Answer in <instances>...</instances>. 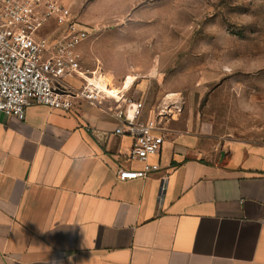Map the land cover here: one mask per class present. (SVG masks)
<instances>
[{"label": "crops", "instance_id": "obj_1", "mask_svg": "<svg viewBox=\"0 0 264 264\" xmlns=\"http://www.w3.org/2000/svg\"><path fill=\"white\" fill-rule=\"evenodd\" d=\"M210 122L171 128L161 169L120 180L141 165L114 113L0 114V264H264V138Z\"/></svg>", "mask_w": 264, "mask_h": 264}, {"label": "rangeland", "instance_id": "obj_2", "mask_svg": "<svg viewBox=\"0 0 264 264\" xmlns=\"http://www.w3.org/2000/svg\"><path fill=\"white\" fill-rule=\"evenodd\" d=\"M59 1L78 23L101 27L84 41L118 85L139 76L130 98L152 111L177 94L169 129L209 120L264 138V0Z\"/></svg>", "mask_w": 264, "mask_h": 264}, {"label": "built area", "instance_id": "obj_3", "mask_svg": "<svg viewBox=\"0 0 264 264\" xmlns=\"http://www.w3.org/2000/svg\"><path fill=\"white\" fill-rule=\"evenodd\" d=\"M91 31L59 0H0V114L24 120L33 105L71 113L81 102L114 113V133L131 139L127 159L141 165L120 168L118 178H147L161 169L167 125L181 102L169 94L149 112L128 96L137 76L118 85L99 62L87 66L77 47Z\"/></svg>", "mask_w": 264, "mask_h": 264}, {"label": "bare ground", "instance_id": "obj_4", "mask_svg": "<svg viewBox=\"0 0 264 264\" xmlns=\"http://www.w3.org/2000/svg\"><path fill=\"white\" fill-rule=\"evenodd\" d=\"M129 84V81L126 83V85H128Z\"/></svg>", "mask_w": 264, "mask_h": 264}]
</instances>
